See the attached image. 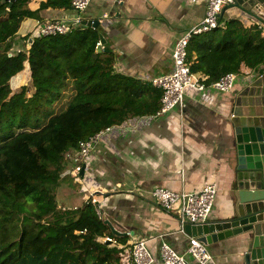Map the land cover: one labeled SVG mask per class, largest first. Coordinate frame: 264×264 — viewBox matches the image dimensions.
Segmentation results:
<instances>
[{
    "label": "trees",
    "instance_id": "1",
    "mask_svg": "<svg viewBox=\"0 0 264 264\" xmlns=\"http://www.w3.org/2000/svg\"><path fill=\"white\" fill-rule=\"evenodd\" d=\"M28 2L0 0V264H124L118 245L126 239L99 218L97 204L90 199L62 209L56 190L67 155L81 142L129 119L155 116L163 92L117 73L112 55L97 53L98 28L33 38L28 51H8L23 20L39 18ZM47 7L70 8L71 0H48L40 9ZM26 62L32 95L29 85L11 88ZM187 64L207 86L239 75L243 66L262 76L264 37L240 19L219 20L212 32L192 37ZM70 91L64 109L51 110Z\"/></svg>",
    "mask_w": 264,
    "mask_h": 264
},
{
    "label": "crops",
    "instance_id": "2",
    "mask_svg": "<svg viewBox=\"0 0 264 264\" xmlns=\"http://www.w3.org/2000/svg\"><path fill=\"white\" fill-rule=\"evenodd\" d=\"M47 1L29 0L28 8L38 12L39 18L23 20L8 51H28L38 22L77 16L72 6L41 10ZM206 9L205 3L188 0H91L82 19L99 21L98 29L106 41L102 54L112 55L117 73L150 82L173 71L178 40L203 21ZM240 20L247 27L257 26L252 18ZM263 76L243 66L228 92L188 89L181 107L113 127L88 157H81L83 170L78 178L71 174L75 161L68 160L56 190L59 207L75 209L95 200L105 221L112 222L119 236L125 237V244L119 248L146 241L157 259L163 243L185 254L191 237L180 231L179 213L160 208L152 191L164 187L189 193L214 182L218 193L208 221L231 214L234 129L264 116ZM30 80L26 62L11 87L14 90L15 84L20 87ZM70 154L74 159L80 155L79 151ZM239 239L208 246L212 256L209 264H245Z\"/></svg>",
    "mask_w": 264,
    "mask_h": 264
},
{
    "label": "built area",
    "instance_id": "3",
    "mask_svg": "<svg viewBox=\"0 0 264 264\" xmlns=\"http://www.w3.org/2000/svg\"><path fill=\"white\" fill-rule=\"evenodd\" d=\"M192 4L205 3L206 13L203 21L190 28L181 37L173 51V71L151 79L153 86L163 92L162 107L159 114L168 113L176 107L184 104L186 91H203L213 88L220 92H228L232 89L237 75L234 73L223 76L219 81L210 86L204 84L205 78L192 74L187 64V47L193 36L212 32L219 26V16L222 10L233 4L235 0H188ZM91 0H72L71 6L77 16L71 20L40 21L34 38L67 35L74 29L83 26L82 13L89 7ZM254 20V19H253ZM257 27L264 37V26L255 20ZM100 45V44H99ZM16 52H21L20 50ZM113 127L104 129L79 145V156L75 158V167L72 176L78 178L83 170L81 157L86 158L98 143L101 137ZM67 157L71 158V154ZM73 159V158H72ZM218 188L214 182H206L199 189L192 192H173L164 187H157L152 191V196L157 205L170 212L179 213L180 231H185V225L201 224L208 221L215 204ZM96 203L95 200H92ZM100 219L105 217L99 208L96 209ZM105 242L117 245L112 238H105ZM122 261L124 264H209L212 261L207 247L196 238H191L189 247L185 254H178L167 243H163L159 249V258L153 255L147 246L146 241H137L131 247H123ZM192 261V262H190Z\"/></svg>",
    "mask_w": 264,
    "mask_h": 264
},
{
    "label": "water",
    "instance_id": "4",
    "mask_svg": "<svg viewBox=\"0 0 264 264\" xmlns=\"http://www.w3.org/2000/svg\"><path fill=\"white\" fill-rule=\"evenodd\" d=\"M3 1L13 3L15 0ZM242 17L252 18L264 26V0H235L219 16L226 21ZM84 26L98 28L99 21H84ZM105 44L101 35L97 53L103 51ZM234 132V178L229 191L231 214L201 224L187 223L185 233L206 247L240 238L244 263L264 264V116L235 126ZM105 224L120 235L112 222L106 220Z\"/></svg>",
    "mask_w": 264,
    "mask_h": 264
},
{
    "label": "rangeland",
    "instance_id": "5",
    "mask_svg": "<svg viewBox=\"0 0 264 264\" xmlns=\"http://www.w3.org/2000/svg\"><path fill=\"white\" fill-rule=\"evenodd\" d=\"M25 84H27V83H25ZM24 84V85H25ZM23 85V86H24ZM29 85V92H28V94L29 95H32L33 94V90H32V87L30 86V83H28L27 84V86ZM21 87L22 86H17V84H15V89L13 90V92H19L20 91V89H21ZM12 88V87H11ZM72 95V92L70 91V92H68L67 94H65L64 95V100L62 99V100H60V102H57L55 105H53L52 107H51V110L52 109H56V107H57V109H56V112L58 113V110L60 111V110H62V109H64V107L66 106V104H67V101L69 100V97ZM56 113V114H57ZM72 158H73V156H71V158L70 157H67V159H70V160H72ZM73 160H74V158H73ZM58 203H59V200H58Z\"/></svg>",
    "mask_w": 264,
    "mask_h": 264
}]
</instances>
